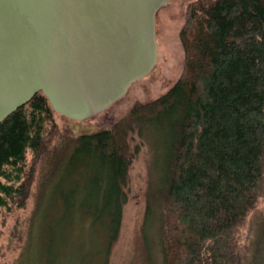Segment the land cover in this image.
<instances>
[{"label":"trees","instance_id":"1","mask_svg":"<svg viewBox=\"0 0 264 264\" xmlns=\"http://www.w3.org/2000/svg\"><path fill=\"white\" fill-rule=\"evenodd\" d=\"M178 38L174 83L109 126L60 131L41 91L0 121V208L23 207L34 194L36 246L19 264H38L45 237L39 264L108 252L135 130L162 148L143 228L153 220L157 264H242L237 233L264 195V0H191Z\"/></svg>","mask_w":264,"mask_h":264},{"label":"water","instance_id":"2","mask_svg":"<svg viewBox=\"0 0 264 264\" xmlns=\"http://www.w3.org/2000/svg\"><path fill=\"white\" fill-rule=\"evenodd\" d=\"M170 0H0V121L41 91L89 119L158 58L156 13Z\"/></svg>","mask_w":264,"mask_h":264},{"label":"rangeland","instance_id":"3","mask_svg":"<svg viewBox=\"0 0 264 264\" xmlns=\"http://www.w3.org/2000/svg\"><path fill=\"white\" fill-rule=\"evenodd\" d=\"M189 1L191 0H170L158 9L156 13L158 58L146 76L133 82L122 98L95 117L74 120L52 111L58 129L76 134L95 131L100 127L109 126L124 115L136 101H148L165 92L182 70L183 50L178 31L184 21L185 8ZM129 143L134 153L129 161L128 179L124 187L127 198L122 207L116 240L106 253L99 252L89 256V252H66L61 264H157V254L153 252V243L156 240L153 220L149 219L144 231L143 228L150 179L152 175L158 173V165L162 164V148L153 138L149 141L140 138L136 130L129 133ZM27 158L30 159V154H27ZM35 188L34 182L32 191ZM33 207L32 192L26 199L25 206H12L10 210L0 208V264H19L21 259L25 262L29 251L33 250L35 231L37 232V224L32 226L31 222ZM237 235L241 247V263L264 264V195L248 212ZM48 239L45 237L44 242L36 248L34 259L38 264L39 253L47 252ZM90 239L86 240L87 247H90ZM41 260L44 264V259Z\"/></svg>","mask_w":264,"mask_h":264}]
</instances>
